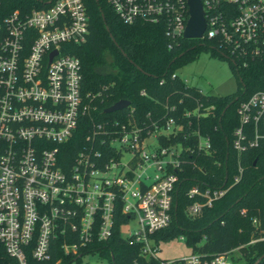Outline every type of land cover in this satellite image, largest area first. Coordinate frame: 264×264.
I'll return each mask as SVG.
<instances>
[{
    "label": "built area",
    "instance_id": "1",
    "mask_svg": "<svg viewBox=\"0 0 264 264\" xmlns=\"http://www.w3.org/2000/svg\"><path fill=\"white\" fill-rule=\"evenodd\" d=\"M104 2L122 23H162L172 39L182 37L188 19L187 0ZM200 2V39L214 40L234 68L264 58V0ZM45 3L26 14L14 9L0 15V264H110L92 246L115 228L122 239L141 243L145 257L155 258L148 236L169 226L191 154H210L211 138L169 115L159 124L136 123L129 113L112 123L89 116L85 143L68 154L70 137L88 112L80 62L69 49L86 39L88 18L85 0ZM212 109L198 103L183 117ZM235 117L229 142L237 156L235 173L216 185L193 181L187 196L199 199L186 206L191 217L224 195L227 189L220 187L240 179V156L264 142V90L241 100ZM130 222L134 227L122 235ZM235 250L210 258L193 252L181 260L232 264Z\"/></svg>",
    "mask_w": 264,
    "mask_h": 264
},
{
    "label": "trees",
    "instance_id": "2",
    "mask_svg": "<svg viewBox=\"0 0 264 264\" xmlns=\"http://www.w3.org/2000/svg\"><path fill=\"white\" fill-rule=\"evenodd\" d=\"M47 0H0V15L17 9L22 14L31 8L46 6ZM88 30L81 44L70 45L69 52L80 62L81 89L87 113L81 117L69 140L68 154L85 143L90 129L89 116L96 122L112 123L125 120L130 114L136 123H160L163 115L173 116L189 129L197 127L211 138L212 152L191 154L178 189H175V210L169 226L158 229L148 237L153 246L181 236L189 253L212 255L229 254L232 264H252L264 252V142L240 156L242 175L236 183L220 187L227 189L223 196L203 208L195 216L186 213L188 186L195 180L204 185L229 182L235 173L236 154L230 149V134L237 124L235 108L251 93L264 90V58L248 61L234 68L224 51L209 39L169 38L162 23L135 21L124 24L117 19L104 0H85ZM225 59L231 69L237 91L223 96L202 95L186 85L176 71L197 59L200 53ZM124 99L128 107L113 113L103 109ZM212 105L206 116L185 112L196 104ZM69 156V155H68ZM218 188V187H215ZM204 190V188H198ZM141 243L122 239L115 228L105 241L94 244L100 256L110 264H161L160 260L145 257ZM2 252L0 246V259ZM30 264H53L34 262ZM171 264H184L178 259ZM257 264H264V256Z\"/></svg>",
    "mask_w": 264,
    "mask_h": 264
},
{
    "label": "rangeland",
    "instance_id": "3",
    "mask_svg": "<svg viewBox=\"0 0 264 264\" xmlns=\"http://www.w3.org/2000/svg\"><path fill=\"white\" fill-rule=\"evenodd\" d=\"M177 75L186 85L196 87L202 94L223 96L237 91L238 85L234 75L225 59L212 57L208 52H202L197 59L182 66L176 71ZM133 228V222L123 226L121 234H125L128 228ZM189 254V249L178 237L158 241L154 257L161 264H171ZM237 252H233L235 256ZM89 261H94L93 257ZM98 264H106L98 262Z\"/></svg>",
    "mask_w": 264,
    "mask_h": 264
},
{
    "label": "water",
    "instance_id": "4",
    "mask_svg": "<svg viewBox=\"0 0 264 264\" xmlns=\"http://www.w3.org/2000/svg\"><path fill=\"white\" fill-rule=\"evenodd\" d=\"M188 5V19L184 30L182 32V37L184 39H200L205 28L204 17H202V8L200 0H187ZM52 51L51 54H53ZM128 101L120 99L119 101L113 103L111 106L103 109L104 113H113L120 111V109L126 108ZM264 256V252L258 259H256L252 264H257L260 259Z\"/></svg>",
    "mask_w": 264,
    "mask_h": 264
}]
</instances>
